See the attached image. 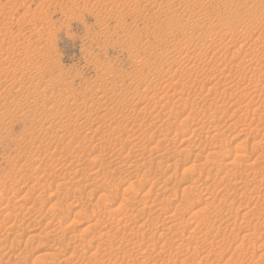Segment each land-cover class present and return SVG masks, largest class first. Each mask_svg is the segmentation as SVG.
Returning <instances> with one entry per match:
<instances>
[{
	"label": "rangeland",
	"instance_id": "1",
	"mask_svg": "<svg viewBox=\"0 0 264 264\" xmlns=\"http://www.w3.org/2000/svg\"><path fill=\"white\" fill-rule=\"evenodd\" d=\"M128 262L264 264V0H0V264Z\"/></svg>",
	"mask_w": 264,
	"mask_h": 264
},
{
	"label": "bare ground",
	"instance_id": "2",
	"mask_svg": "<svg viewBox=\"0 0 264 264\" xmlns=\"http://www.w3.org/2000/svg\"><path fill=\"white\" fill-rule=\"evenodd\" d=\"M106 17H107V16H106ZM198 19H200V18H198ZM185 21H186V20H185ZM200 24H201V23H200ZM189 27H190V26H189ZM211 28H212V27H211ZM5 29H6V28H5ZM201 29H202V28H201ZM214 31H216V30H213V32H214ZM219 31H220V30H219ZM223 31H224V30H223ZM210 32L213 34L212 30H211ZM225 32H227V31H225ZM252 32H253V31H252ZM207 33H208V32H207ZM215 34H216V33H215ZM218 34H219V33H218ZM218 34H217V35H218ZM223 34H224V32H222V34L220 33V35H223ZM226 34H227V33H226ZM230 34H231V33H230ZM230 34H229V35H230ZM220 35H219V36H220ZM213 36H214V35H213ZM213 36H212V37H213ZM225 36H226V35H225ZM223 37H224V36H223ZM230 37H232V35H231ZM220 38H221V37H220ZM225 38H226V37H225ZM225 38H224V39H225ZM229 39H231V38H229ZM220 40H221V39H220ZM227 41H228V39H227ZM231 41H232V40H231ZM213 42H214V41H213ZM213 42H212V43H213ZM240 42H241V41H240ZM209 43H210V42H209ZM225 43H226V42H225ZM242 43H243V42H242ZM207 44H208V43H207ZM231 44H233V43H231ZM208 45H209V44H208ZM213 45H214V44H212L211 46H213ZM215 45H216V44H215ZM225 45H226V44H225ZM240 45H241V44H240ZM244 45H245V44H244ZM227 46H228V45H227ZM241 46H242V45H241ZM241 46H240V47H241ZM207 48H208V47H207ZM234 48H235V47H234ZM260 48H261V46H260ZM260 48H258V49H260ZM237 49H238V47H237ZM237 49H236V50H237ZM183 50H185V49L183 48ZM187 50H188V49H187ZM191 50H192V49H191ZM234 50H235V49H234ZM240 50H241V49H240ZM26 51H27V50H26ZM194 51H195V50H194ZM23 52H24V51H23ZM175 52H176V51H175ZM185 52H186V51H185ZM188 52H189V51H188ZM188 52H187V53H188ZM192 52H193V51H192ZM178 53H179V52H178ZM189 53H191V52H189ZM189 53H188V54H189ZM183 54H184V53H183ZM185 54H186V53H185ZM192 54H193V53H192ZM175 55H176V54H175ZM169 56H170V55H169ZM177 57H178V56H177ZM189 57H190V55H189ZM194 59H195V58H194ZM194 59H193V60H194ZM197 59H199V58H197ZM194 61H195V60H194ZM167 63H168V62H167ZM170 64H171V63H170ZM8 67H9V66H8ZM8 70H9V69H8ZM254 71H255V70H254ZM12 72H14V71L12 70ZM250 73H252V72H250ZM10 75H11V74H10ZM19 75H20V74H19ZM1 76H2V75H1ZM20 76H21V75H20ZM14 77H15V76H14ZM237 79H238V78H237ZM240 79H241V78H240ZM230 81H231V80H230ZM237 81H239V80H237ZM241 81H243V80H241ZM241 81H240V82H241ZM25 82H26V81H25ZM257 83H258V82H257ZM36 84H37V83H36ZM236 84H238V83H236ZM247 84H248V83H247ZM20 85H23V84H20ZM20 85L18 86V89L20 88ZM6 86H7V85H6ZM6 86H5V87H6ZM26 86H27V85H26ZM232 86H233V85H232ZM5 87H4V88H5ZM28 87H30V86H28ZM28 87H27V88H28ZM35 87H36V86H35ZM37 87H38V86H37ZM39 87H40V86H39ZM255 87H256V83H255ZM24 88H25V87H24ZM256 88H257V87H256ZM11 89H12V88H11ZM16 89H17V88H16ZM4 90H5V89H4ZM23 90H24V89H23ZM28 90H29V89H28ZM20 91H21V90H20ZM38 91H39V90H38ZM5 92L9 93V90H6ZM31 92H33V91L31 90ZM45 92H46V91H45ZM51 93H52V92H51ZM6 96H8V95H6ZM32 96H33V94H32ZM21 97H22V96H21ZM25 97H26V96H25ZM33 97H34V96H33ZM35 97H36V96H35ZM5 98H8V97H5ZM39 98H40V97H39ZM44 99H45V98H44ZM23 100H24V99H23ZM29 100H30V99H29ZM25 102H26V101H25ZM34 102H36V101H34ZM37 103H38V102H37ZM40 103H41V102H40ZM44 105H45V104H44ZM16 106H17V105H16ZM41 110H42V109H41ZM11 116H12V115H11ZM13 117H14V116H13ZM11 120H12V119H11ZM210 153H211V152H210ZM246 165H247V164H246ZM247 166H248V165H247ZM76 168H77V167H76ZM254 169H255V168H254ZM250 171H251V170H250ZM250 171H249V172H250ZM254 172H255V171H254ZM252 173H253V171H252ZM248 174H249V173H248ZM253 174H254V173H253ZM258 174H259V173H258ZM257 179H258V178H257ZM260 179H261V178H260ZM247 183H248V182H247ZM244 187H245V186H244ZM110 210H111V209H110ZM173 216H174V215H173ZM109 217H110V216H109ZM120 217H122V216H120ZM162 217H163V216H162ZM165 217H167V216H165ZM117 218H119V217H117ZM157 219H158V218H157ZM168 219H171V218H168ZM161 220H164V218L161 219ZM161 220H160V221H161ZM172 220H173V219H172ZM166 221H167V220H166ZM168 221H169V220H168ZM162 222H163V221H162ZM155 223H156V222H155ZM153 225H154V224H153ZM9 226H10V225H9ZM122 226H123V225H122ZM137 226H138V225H137ZM168 226H169V225H168ZM168 226H167V227H168ZM105 232H106V231H105ZM100 233H101V232H100ZM98 234H99V233H98ZM98 234H97V235H98ZM106 235H108V234H106ZM110 236H112V234H111ZM112 237H113V236H112ZM192 237H193V236H192ZM17 238H18V237H17ZM190 238H191V237H190ZM206 238H207V237H206ZM88 240H89V239H88ZM108 240H110V239H108ZM215 240H216V239H215ZM201 242H202V241H201ZM192 243H193V242H192ZM187 245H188V244H187ZM60 248H61V247H60ZM7 251H8V250H7ZM59 251H60V250H59ZM57 252H58V251H57ZM57 252H56V254H57ZM70 252H71V251H70ZM71 253H72V252H71ZM92 253H93V252H92ZM54 254H55V253H54ZM56 254H55V255H56ZM60 254H61V251H60ZM141 254H143V253H141ZM49 255H51V254H49ZM64 255H65V254H64ZM143 255H144V257H145V254H143ZM10 256H11V255H10ZM61 256H62V255H61ZM68 256H69V255H68ZM121 256H123V255H121ZM127 256H128V255H127ZM129 256H130V255H129ZM132 256H133V255H132ZM137 256H139V254H138ZM137 256H135V257H137ZM140 256H142V255H140ZM7 257H8V256H7ZM49 257H50V256H49ZM52 257H54V256H52ZM54 258H55V257H54ZM94 258H95V257H94ZM128 258H129V257H128ZM138 258H139V257H138ZM144 259H145V258H144ZM52 260H53V259H52ZM54 260H55V259H54ZM63 260H64V259H63ZM65 260H66V259H65ZM137 260H138V259H137ZM70 261H71V260H70ZM96 261H97V260H96ZM98 261H100V259H99ZM131 261H133V259H132ZM144 261H145V260H144ZM51 262H52V261H51ZM134 262H135V261H134ZM181 262H182V261H181ZM64 263H66V262H64ZM64 263H63V264H64ZM72 263H73V262H72ZM128 263L130 264V262H128ZM141 263H142V262H141ZM141 263H140V264H141ZM100 264H101V263H100Z\"/></svg>",
	"mask_w": 264,
	"mask_h": 264
}]
</instances>
